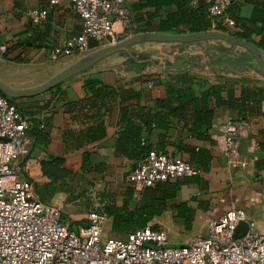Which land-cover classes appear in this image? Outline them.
<instances>
[{
    "label": "crops",
    "instance_id": "1",
    "mask_svg": "<svg viewBox=\"0 0 264 264\" xmlns=\"http://www.w3.org/2000/svg\"><path fill=\"white\" fill-rule=\"evenodd\" d=\"M138 2L127 0L129 7L135 10L134 16L146 19L147 13L155 11L148 8L137 10L135 5ZM39 9H46L47 17L36 23L31 13ZM256 9L264 10V0H235L231 14L234 19H250ZM159 23L157 19L146 31H141L146 28L145 20L136 22L133 34L160 32ZM224 27L228 33L235 28ZM115 30L121 34V41L133 35L125 34L119 23L115 24ZM236 30L241 29L238 27ZM81 31V20L69 0H63L54 7L48 6V0H0V47L5 46L7 50L23 40L25 35L36 40L31 47H20L14 51L8 59L1 57L4 52L0 50V68L5 77L1 73L0 76L15 88L41 84L54 74L52 72L60 71L76 59L56 53L64 50ZM90 47L91 51L101 48L94 40L90 41ZM132 52L133 58L127 54L111 56L50 91L32 96H41L39 106H45L34 118L47 122L45 128L51 137L48 150L34 148V140L29 138L30 155L25 161V176L34 180L36 194L41 198L37 189L40 188L48 204H61L67 209L84 198L74 199L62 189L51 194L49 189H45L51 180L43 174L41 162L53 156L63 158L65 168L80 179V184L84 182L87 186V203L91 202V195L97 193L122 207L128 190L134 189L131 206L135 207L144 187L126 182V175L136 162L116 150L117 134L122 128V108L128 107L131 113L138 104L154 109L157 100L167 97L171 86L190 88L198 95L209 88L224 86L221 93L224 104L215 108L212 125L209 129L203 128L202 137L190 136L185 123L179 120H173L165 136L155 134L152 137L153 142L164 146L162 151L194 164L201 174L194 180H181L175 198L150 223L167 233L171 230L173 243H184L192 236H205L211 219L221 217L229 210L243 209L248 220L255 222L259 230H264L261 219L264 74L250 65L252 55L223 41L145 43L134 46ZM18 56L22 61L16 59ZM128 58L134 60V66L129 64ZM188 80L189 83H183ZM93 84L114 90L105 98V105L99 113L107 134L97 141H89L86 136L87 128L94 123L92 113L87 115L86 111L70 110L67 105L91 98L90 86ZM25 105L33 104L26 102ZM233 119L247 122V128L239 138L245 166L236 168H230L223 158L224 137L216 129L217 124ZM85 160L89 165L87 171L83 169ZM84 209L76 215L68 214L72 222H87L88 206ZM103 237L127 238L112 232V218L108 216Z\"/></svg>",
    "mask_w": 264,
    "mask_h": 264
},
{
    "label": "built area",
    "instance_id": "2",
    "mask_svg": "<svg viewBox=\"0 0 264 264\" xmlns=\"http://www.w3.org/2000/svg\"><path fill=\"white\" fill-rule=\"evenodd\" d=\"M63 0H48L54 7ZM207 5L212 26L222 22L235 26L228 14L234 0H196ZM82 23V31L57 54L80 58L91 51L90 41L100 47L117 44L121 34H133L136 24L127 0H69ZM36 23L47 17L46 9L31 13ZM2 52L6 51L1 46ZM153 83H151L152 85ZM29 117L0 92V264H264V230L248 220L243 209L227 211L208 223L205 236H192L173 243L162 228L152 223L126 239L103 237L107 204L100 194L91 195L92 205L84 225L71 227L60 206L48 204L35 192L34 180L25 178L23 160L29 154ZM245 120L233 119L216 125L223 135L222 156L230 168L245 166L240 153V135ZM192 163L165 151L152 150L126 182L150 187L158 182L198 176ZM83 201V200H82ZM261 219L264 227V189ZM246 221L249 231L235 238L238 225Z\"/></svg>",
    "mask_w": 264,
    "mask_h": 264
},
{
    "label": "trees",
    "instance_id": "3",
    "mask_svg": "<svg viewBox=\"0 0 264 264\" xmlns=\"http://www.w3.org/2000/svg\"><path fill=\"white\" fill-rule=\"evenodd\" d=\"M234 4L235 0L228 11V14L231 17ZM135 7L137 10L145 8L155 10L154 12L147 13V18L144 19V17L139 18L137 15L134 16L135 10L130 7L133 12L135 23L145 20L146 28L141 31H146L148 27L151 26V22L157 19L160 20L158 29L163 33H197L213 29L207 5L203 1L139 0ZM234 21L235 28L231 34L240 39L252 42L261 49H264V10L256 9L253 17L250 19L235 18ZM224 26L225 25L220 22L218 23V26H216V29L227 32L226 27ZM238 27L241 30H236ZM35 41V37L29 38L25 35L23 40L21 39V41L7 49L1 57L3 59H8V57L20 47H31ZM16 59L22 61L20 56ZM128 62L131 66L135 65L134 60L130 58H128ZM189 82L190 80L183 83ZM90 88L92 91L91 98L85 101L68 103L67 105L70 106V110L75 109L78 111H86L87 115L92 113L91 118L94 123L87 128L86 136L89 141H97L105 138L107 134L106 127L99 117V113L105 105V98L111 95L114 90L108 89L106 86L97 87L96 84L91 85ZM223 91L224 86H215L204 91L201 95H198L190 88L184 89L182 87L179 88V86H171L167 97L157 100L154 109L142 107L138 104L134 112L131 113L128 107H123L121 121L122 128L117 134V152L136 162L132 169L134 170L141 161L147 158L150 151L165 150L161 143L156 144L153 142L152 137L155 134L165 136L166 132L171 128L173 120L183 121L190 136L198 138L202 137L204 133L203 128L209 129L212 125L215 116V108L224 104L221 97ZM170 93L172 96H169ZM40 97L41 96L29 99H13L10 100V102L15 104L23 115L29 117L27 136L28 139L31 137L33 138V147L48 150L51 137L45 128L47 122L34 118L35 114L41 111L43 106H45H39L41 103ZM26 102L33 105H25ZM96 113L98 115H96ZM29 155L30 144L28 156ZM28 156L23 160V166ZM64 165L65 161L63 158L53 156L41 162L43 174L51 180L49 184L45 185V189H49L50 194L52 192L55 193L56 189H62L70 195H74L76 192L75 190L79 188L76 187L80 186V179L69 172ZM88 167L89 165L85 160V164L83 165L84 171H87ZM195 167L200 170L197 166ZM25 178L29 179L27 176H25ZM196 178L198 177L193 176L185 179L194 180ZM181 180L183 179L167 180L164 182H158L150 187H144L141 190L140 198L135 207L131 206L133 194L135 193L134 189L128 190L127 199L122 207H117L102 196L107 201V204L102 211L106 213L108 217L112 218V232L120 237H128L135 230L146 227L155 217L160 216L167 209L169 201L176 196ZM37 189L41 195V199L44 202L49 203L46 197L43 196L45 195L44 191H41L40 188ZM86 191L87 190H84V192L80 194L77 193V196H74V199L84 197L83 201L85 203V208L87 209V206L89 208L92 205V201H88L87 203ZM64 217L66 220L65 214ZM69 223L71 227H77V225H84L86 222L82 224L81 222ZM153 226L156 229L159 228L156 225Z\"/></svg>",
    "mask_w": 264,
    "mask_h": 264
},
{
    "label": "water",
    "instance_id": "4",
    "mask_svg": "<svg viewBox=\"0 0 264 264\" xmlns=\"http://www.w3.org/2000/svg\"><path fill=\"white\" fill-rule=\"evenodd\" d=\"M204 41H223L240 51H247L252 55L250 65L264 74V50L244 39H240L231 33L210 30L197 33H163V32H140L110 46H104L90 51L84 56L70 62L60 71L51 75L41 84L31 88H15L0 76V92L9 100L21 99L44 94L66 80L73 78L94 66L100 64L105 59L119 54H127L134 57L132 48L145 43H170V44H190ZM249 231V224L241 222L235 231V238H240Z\"/></svg>",
    "mask_w": 264,
    "mask_h": 264
},
{
    "label": "rangeland",
    "instance_id": "5",
    "mask_svg": "<svg viewBox=\"0 0 264 264\" xmlns=\"http://www.w3.org/2000/svg\"><path fill=\"white\" fill-rule=\"evenodd\" d=\"M138 50V49H137ZM74 61V60H73ZM70 63V62H69ZM68 63V64H69ZM34 68V67H33ZM60 69H62V68H60ZM59 71V70H58ZM0 73L5 77V73L2 71V68H0ZM53 73H55V72H52V74ZM51 75V74H50ZM79 187V188H78ZM76 188H78L77 190H75L76 192H75V197L77 196V193H82V192H84V190H87V186H85L84 185V182L83 183H81L80 184V186H77ZM87 192V191H86ZM73 195V194H72ZM74 195H73V197H74ZM86 196H87V194H86ZM84 202V201H83ZM82 201H78V202H76V203H73L70 207H68V209H67V207H65V206H63V205H61V204H59L58 206H60L62 209H63V211H64V214H65V216H66V220H68L69 222H72V220L69 218V215L68 214H72V215H76V214H79V213H81V212H83V209H84V207H85V203H83ZM85 210V209H84ZM67 212H69V213H67ZM169 231V230H168ZM171 231V230H170ZM168 232V235H169V238L170 239H172V233L171 232ZM112 236H114V235H112ZM115 237H117V236H115ZM176 239V238H175Z\"/></svg>",
    "mask_w": 264,
    "mask_h": 264
}]
</instances>
